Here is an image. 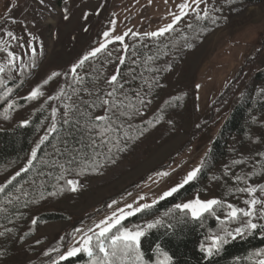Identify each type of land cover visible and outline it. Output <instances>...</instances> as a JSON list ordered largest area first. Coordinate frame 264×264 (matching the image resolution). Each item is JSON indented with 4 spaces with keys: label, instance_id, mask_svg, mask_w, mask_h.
I'll list each match as a JSON object with an SVG mask.
<instances>
[{
    "label": "trees",
    "instance_id": "obj_1",
    "mask_svg": "<svg viewBox=\"0 0 264 264\" xmlns=\"http://www.w3.org/2000/svg\"><path fill=\"white\" fill-rule=\"evenodd\" d=\"M262 1L215 0L207 16L188 11L163 35H139L127 40V47L119 48L123 52V62L115 73L117 81L111 82V77L104 79L97 95L78 98L73 92V100H67L70 102L68 106L61 108L38 141L40 128L48 115L43 106L29 114L25 120L28 123L0 129V177L19 168L16 172L19 175H12L2 185L4 191H0V250L5 251L31 237L38 224L64 219L63 212L53 208L52 204L71 193L67 183L69 177L83 181L128 159L169 118L171 111L183 105L185 98L193 101L196 91L193 84L186 90L180 86L159 99L157 91L163 74L186 51L222 26L235 5H255ZM109 18L107 16L106 23ZM90 45H96V40ZM261 50H264V39L255 54ZM101 53L89 59L96 60ZM253 57L245 61L210 106V117L224 108L228 115L212 140L196 178L173 195L125 217L107 234L110 237L118 228L162 213L159 223L140 237L142 259L135 261L129 257L124 264H159L164 253L171 257L168 264H257L252 256L264 247V230H253L230 238L211 257L202 249V245L207 247L209 237L223 235V229L231 231L237 227L238 220L225 219V201L239 198L243 192L239 189L245 188L246 181L255 184V193L264 195V69L247 75L246 68ZM12 70L9 66L0 72V112L11 109L8 102L10 93L22 83V79L12 75ZM27 72L23 71V79ZM67 80L69 83L66 82L63 89L66 94L72 88L70 78ZM105 100L107 104L103 103ZM26 102L17 100L14 104L22 108ZM150 103L155 104L148 110ZM97 116L109 119L96 120ZM109 127L110 130L104 131ZM233 144L245 147L252 153V159L246 161L245 157H235L226 160ZM33 149L36 150L35 159L32 157ZM209 180L215 183L218 200L222 202V206H214V215L206 212L194 219L188 210L175 207L186 196L200 191L202 183ZM235 182H239V186ZM256 222L264 223V220ZM109 243L110 240L106 239V246ZM94 253L103 255L98 249H94ZM37 259L32 264H90L91 260L86 252L66 260H55L53 254H41Z\"/></svg>",
    "mask_w": 264,
    "mask_h": 264
},
{
    "label": "rangeland",
    "instance_id": "obj_2",
    "mask_svg": "<svg viewBox=\"0 0 264 264\" xmlns=\"http://www.w3.org/2000/svg\"><path fill=\"white\" fill-rule=\"evenodd\" d=\"M213 1L202 0L194 12L204 14V9L209 12L214 6ZM185 2L190 5L185 12L196 7L191 0H0V67L5 70L12 66V75L22 79L16 91L10 93L8 102L11 109L0 112V129L23 123L32 111L43 106L48 115L40 128L37 141L40 140L61 108L68 106L70 102L67 100H73V92L78 98L99 93L104 79L117 72L123 59L119 48L127 40L147 37L145 33L156 32L172 24L174 16L180 15L178 5ZM107 16H110L108 23ZM9 31L14 37L7 35ZM105 32L109 33V37L104 36ZM125 33L123 41L114 39ZM263 39L264 0L255 5H235L222 26L186 51L162 76L157 91L159 99L180 86L186 90L193 84L196 88L193 101L185 98L183 105L171 111L169 118L128 159L83 181L69 177L68 180L77 182L75 190L68 184L71 193L52 204L53 208L63 212L64 219L38 224L31 237L9 246L5 251L0 250V264H32L41 254H53L55 260H60V255L69 246L78 245L89 228L93 229V233L98 231L95 225L113 212L118 209L128 211L126 205L133 208L141 204L151 205L161 199L164 192L181 183L207 158L210 144L228 115L224 108L210 117L212 102L248 58L254 55L246 68L248 76L264 69V50L255 54ZM94 40L96 45H90ZM102 43H106V47L100 51L99 58H88L83 65H79L84 56ZM9 52L13 53L12 57ZM10 59L13 60L11 64ZM73 65H79L75 73L72 72ZM24 70L28 72L23 79ZM53 72L59 75L44 84ZM68 78L72 88L66 94L63 89L65 83H69ZM37 86L43 94L28 99L29 93ZM17 100L27 102L24 107L18 108L14 104ZM154 104L150 103L148 110L153 109ZM53 109H56L55 115ZM229 156L226 160L245 157L246 161H250L253 157L245 147L236 144H233ZM223 167L227 169V166ZM18 170L16 168L0 177V186ZM165 172L168 175H158ZM235 184L239 186V182ZM244 184L245 188L255 187L249 181ZM251 195L243 191L239 198L226 200V215L229 211L227 204L244 208ZM254 195L258 199L264 198L261 193ZM196 197L201 200L219 199L215 183L211 180L203 182L200 191L186 196L178 204ZM113 201L116 203L113 204ZM161 216L162 213H158L124 228L135 230L139 226L146 231L147 225L156 224ZM77 229L80 231L77 232ZM210 243L211 240L207 246ZM252 259L257 264L264 260V247L256 250Z\"/></svg>",
    "mask_w": 264,
    "mask_h": 264
},
{
    "label": "snow or ice",
    "instance_id": "obj_3",
    "mask_svg": "<svg viewBox=\"0 0 264 264\" xmlns=\"http://www.w3.org/2000/svg\"><path fill=\"white\" fill-rule=\"evenodd\" d=\"M191 3L193 5H196L195 8H193V11H197L199 8L200 3H202V0H191ZM180 8V15H175L172 24H168L164 26L163 28H160L156 32L151 33H145V35L148 36H160L172 29L173 24H175L177 21L181 19L183 15H186L185 9H188L190 7L189 3H181L178 5ZM203 13L205 16L208 15L207 9L203 10ZM199 15V13H198ZM7 35L9 37H14V34L9 31L7 32ZM127 35L125 33L124 35H117L114 37L116 41H123L124 36ZM135 35V33H134ZM104 36L107 38L109 37V33L105 32ZM110 41H106L108 43ZM6 43V42H5ZM106 43L100 44L99 47L92 49L91 52H89L86 56H84L81 61L79 62V65H83L84 61L87 60L89 57H94L97 53H99L101 50H103L106 47ZM127 45H125V48ZM6 50V49H5ZM9 56L12 57L13 53L9 52ZM121 62H123L121 60ZM13 63V60H9V64ZM79 65H73L72 72L75 73L76 68ZM3 67H0V72H3ZM59 73L53 72L46 80H44V84H47L53 77L58 76ZM111 82L117 81V75H112L110 78ZM115 91V89L113 90ZM41 88L37 86L36 88H33L32 91L29 93L28 99H34L39 95H42ZM111 96L112 93H109ZM49 99H52V97H49ZM104 104H107L108 101L105 100L103 102ZM11 107V105H10ZM56 109H53V115H55ZM96 120H107L109 119L107 116H97L95 117ZM23 123H28V121H24ZM55 125H52V129L54 130ZM110 130L109 128H105L104 131ZM47 137L45 136L44 139ZM43 140L41 141V143ZM32 157L35 159L36 157V150L33 149ZM31 160L29 161V164H31ZM63 167V166H61ZM24 171V169H22ZM200 171V168L197 167L190 171L187 176L184 178V180L170 188L168 191L164 192L163 195L160 197L161 199L171 196L174 193H176L180 188H182L185 184H188L190 181L196 178L198 172ZM16 175H19V173H16ZM158 175H168V173H158ZM14 179V177H13ZM237 179H240L237 177ZM67 183L71 186H73V190H75L76 181L75 180H68ZM262 190H264V186H262ZM0 191H4L3 186H0ZM239 191H247L251 195V198L245 201L246 207L239 208L236 207L233 204H227V208L229 209L227 216L225 219L231 221V220H238L239 226L236 227L233 230L223 229V235L217 234L214 236L209 237L211 240V243L205 247L202 245V249L206 252L207 256L211 257L214 254V251H218L219 248L228 242L230 238L234 239L236 236L242 235L246 232H251L253 230H264V223H257L258 220H264V198H256L255 187H249L244 189H239ZM116 201H113V204H115ZM155 203V201H153ZM259 205V208L257 207ZM214 206H222V202L218 199H210V200H201L199 197H196L193 200H190L183 204H177L175 207L177 209L181 210H188L191 214V216L195 218H199L203 213L206 212H212L214 215ZM151 205L148 204H141L138 207L133 208L132 205H126V208L129 209L128 211H125V209H118L117 212H119V215H117V212H113L111 216L106 217L105 219L101 220L98 224L95 225V228L98 229V231L93 233V229L89 228L88 232L85 233L82 238L81 242L78 245H72L69 246L67 251L60 255V260H66L68 257L76 256L80 252H86L88 256L91 258L90 264H124L125 260H127L129 257L134 258L135 261H140L142 259V253L139 252V241L140 237L144 235L145 229L139 228V226L136 227L135 230H130L128 228H118L115 234L108 237L107 234H109L113 228H116L117 225L121 224V221L125 219L127 216H131L135 214L136 212H140L143 209L149 208ZM255 218V219H254ZM219 219V217H218ZM35 223V221H33ZM156 223H159L157 221ZM155 227V224H148L147 228ZM77 232L80 230L77 229ZM88 233H93L92 235H88ZM109 239L110 243L106 246L105 240ZM93 240H95V245H93ZM94 249H98L100 253H102V256H97L94 253ZM171 260V257L167 255V253H164V258L159 262V264H168V262ZM259 264H264V260H260Z\"/></svg>",
    "mask_w": 264,
    "mask_h": 264
}]
</instances>
